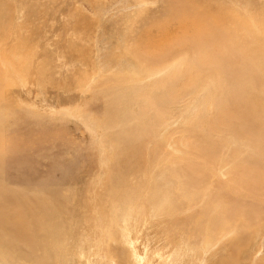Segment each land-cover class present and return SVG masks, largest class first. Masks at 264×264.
Segmentation results:
<instances>
[{"label":"rangeland","instance_id":"rangeland-1","mask_svg":"<svg viewBox=\"0 0 264 264\" xmlns=\"http://www.w3.org/2000/svg\"><path fill=\"white\" fill-rule=\"evenodd\" d=\"M188 2L209 17H224L221 29L211 27L203 39L183 32L178 26L186 13L182 0H0V211L3 214L11 200L6 205L14 218L11 202L16 193L40 194L39 186L52 174L51 181L61 185L59 194L78 195L86 203L81 209L92 212L88 225L93 229L85 230L91 236L68 241L69 264H264V185L247 188L232 175L239 165H264V113L260 111L259 118V111L245 110L249 106L238 86L229 84L222 100L204 103L189 119L182 109L194 90L160 99L156 109L166 118L136 137L142 145L132 154V136L124 143H107L126 132L122 127L133 131L138 123L133 114L144 110L133 102L130 116L115 120L109 107L112 95L119 88L134 95V89L142 92L154 80L143 71L152 55L147 46L160 43L167 31L176 37L169 36V44L162 41L160 48L170 50L162 63L180 58L189 63L217 48L224 54L218 59L229 81L241 67L252 79L251 93L264 98V62L241 64L232 46L234 37L226 31L236 29L234 19L264 46V0ZM152 111L149 108V114ZM233 134L237 141L226 142ZM200 141L210 142V148L219 149L220 144L205 168L193 153V142ZM149 157L153 163H147ZM170 168H177L193 186L186 183V188L196 189L199 196L184 195L185 185L170 188ZM206 185L211 189L208 196L206 190L199 192ZM222 201L228 203L226 215L215 207ZM2 214L0 225L17 229V223ZM4 228L2 238L18 241L17 233L12 236ZM24 247L32 249L28 243ZM0 264L11 263L0 257Z\"/></svg>","mask_w":264,"mask_h":264},{"label":"bare ground","instance_id":"bare-ground-1","mask_svg":"<svg viewBox=\"0 0 264 264\" xmlns=\"http://www.w3.org/2000/svg\"><path fill=\"white\" fill-rule=\"evenodd\" d=\"M182 1H183V3H185L186 13L184 15H182V17L180 19V23L178 26H180L183 29V32L186 33L187 31H190L191 33L193 32V34H191L192 38H193V36H194V38H197V37L202 38L204 35H207L209 33V31L212 29L211 27H215V28L218 27V29L219 28L221 29V25L223 24V18L224 17H220V16L216 17L217 15L214 17L213 16L209 17L205 14H202L196 5L190 4L189 2L187 3V0H182ZM232 22H233V24H235L236 29H235V27H233V28L227 29L226 31L234 37V40H236L237 38H238L237 41L240 40L241 44L238 45L232 39L233 40L232 46H234V50L239 53L237 55V57H238V60L240 59L241 64H243V65L247 64L250 66L252 62L256 61V59L264 62V57L262 55V51H264V46L262 45L263 43L261 45L258 44L257 41L259 39L256 40L254 38L253 33H251V34L249 33V30L247 29V27H244L243 25H241V23H239L238 21H235L234 19ZM166 28H163V29L166 30ZM237 28H238V30L240 29V32L242 31L241 35H239L237 33V31H238ZM223 29L224 28H222V30ZM170 31H172V30H170ZM181 34H182V32H181ZM169 36H170L169 31L163 33L161 35L160 43L158 41H156V39H155L156 42H153L152 44L150 43L147 46V47H149V49L146 48L147 50L152 49L149 52L152 55H151L150 60H146V62H148V65H146V69L145 70L143 69V71L145 72V75H147L148 77L155 76L154 80L151 81V83L148 84V86L143 87L142 92L134 89V91L136 92L134 95H132V94H130L131 96L128 95L127 92H125V88H121V89L117 88L119 90L118 94L112 95V98H115V99L109 104V107L112 109V112L110 113V115H112V117L115 120L123 121L124 118L129 117L130 116L129 115V112H130L129 107H130V104L133 102H134V104H137L138 102H140L142 104V106L144 107V110H142V112H138V113L133 114L134 119L136 117V120L138 121V123L136 125H134L133 131H132V129L131 130H127V129L125 130V128L122 127L121 131L122 132L126 131V132L123 133V135L112 136L111 141L109 139H107L108 145L109 144L114 145L116 143H120V141H122L124 143V140L131 139V137L126 138V136H132V138L134 137L136 141H133L134 144H132L129 147L128 153L129 154L134 153L136 148H137L136 146L142 145L140 142L137 141L136 137L148 134L150 132L149 131L150 128L152 129L159 120L161 121V119L163 120V118H166L165 117L166 115H162V113L160 112L161 110L158 109L159 108V100L165 99L166 97H167L166 98L167 100L170 98L179 97L182 93H184L187 90H194L196 92L195 96H192L186 102L187 106L182 109V114L185 115L188 119L190 117H192L193 115L197 114L199 109L206 105L204 103H210L211 104V103H213V102H211V100L216 101V98H218V97H219V100H222L223 99L222 93L225 92V90L230 86L229 84L233 85V83L235 84V86L239 87V89H238L239 91H237V92L241 96V100L243 101V103L246 102V105L250 107V108L248 107L247 109L245 107V110L249 111L252 114H255L256 111L257 112L259 111V113H256L258 115V117H259V114L261 116L262 115L261 113H264V98L256 97L253 95V93H251V91H253V88L251 85L252 79H251L250 75H247V73H243V71H242V69H240L241 68L240 67L239 69L236 70L235 74H230L231 78L229 81L228 75L224 74V72L221 70V66H220L221 63H220V60L218 59L219 57L223 56L224 54L223 53L220 54L219 50H217V48L215 50L214 49H212V50L207 49L205 52H203V54H201L202 56L199 57L197 55L199 58H197L196 60H192L189 63H185L186 60H184V58L177 59L174 62L171 61L172 63L171 62L170 63L169 62L162 63L165 56H167V55H165L166 52H168V54H169L170 50L160 48V46H162L164 44V43L162 44V41L165 42V44L166 43L169 44L167 42L170 39ZM173 36H175V34L172 35V37L170 36L171 39L174 38ZM232 36H231V38H232ZM178 39L180 40V38H178ZM152 40H153V37H152ZM181 40H182V38H181ZM186 40H187V38H186ZM170 41L171 40H169V42ZM148 43H149V41H148ZM157 43H159V44H157ZM139 47H140V45H139ZM150 47H151V49H150ZM223 47L225 50L226 46H223ZM218 48H220V47H218ZM134 49H136V47ZM139 51H141V50H139ZM225 52H227V54H232L231 50L230 51L226 50ZM125 53H128V51ZM146 54H144V55H146ZM174 55H175V53H174ZM162 56H164V57H162ZM169 57H170V55H169ZM229 57H231V56H229ZM131 58H132V55H131ZM141 61L142 60H140L139 62H141ZM231 62H233V60ZM234 66H236V65H234ZM161 72H163V73H162V75L159 76V74ZM3 76H4V74L0 71V85H1L2 80H3ZM121 80L125 81L124 79H120V81ZM243 82H244V84H243ZM247 87H248V89H246ZM130 88H132V87H130ZM138 88H140V90L142 89L141 87H138ZM147 88H148V90L145 92L144 90H146ZM132 91H133V89H132ZM111 93H117V91H111ZM155 94H157V95H155ZM246 95H248V97H246ZM156 105L158 107L157 109H156ZM107 106H108V104H107ZM149 108L151 110H153L150 114H149ZM230 108L231 107H229V109ZM226 111L228 112V110H226ZM260 111H263V112L260 113ZM230 112L231 111H229V113ZM1 114H2V112L0 109V115ZM243 114L245 115V112ZM249 115H251V114H249ZM252 116H254V115H252ZM255 117H256L255 118V120H256L257 116H255ZM262 119H264V118L261 117V120L260 119L259 120L263 121ZM107 120H108V122L112 121V119L110 117H107ZM259 120L257 119L256 121H259ZM102 121H104V120H102ZM260 123H259L260 125H264L263 122H260ZM114 124H116V123H114ZM114 126H116V125H114ZM146 127H148V128H146ZM232 128H236V127H232ZM237 136H239V134H237ZM236 141H237V138L233 134V135L229 136V138L226 142L234 143ZM239 144H240V142H239ZM247 144L248 143H246V145ZM211 145H210V142H208V141L193 142V146H192L194 149L193 153H194V155H198L202 158V161L200 163L204 166V168L210 162V161H208V160H210L209 158H211L213 156L214 151H216V149H217V148H214V146H212L210 148ZM248 145H250V144H248ZM218 146L220 149V144ZM251 146H248V149ZM219 149H217V151ZM231 152H233L235 154V155H233V157H235L237 155L234 151H231ZM207 158H208V160H206ZM221 158L222 157H220V159ZM214 159L211 158V160H214ZM197 160H201V159L199 158ZM153 162H154V160L152 157H149L147 159V163H153ZM138 163H143V162H142V160H140ZM222 166H223V164H222ZM122 167H126V164L125 165L123 164ZM199 167H200V165H199ZM167 168H169V167H166L165 169H167ZM131 169L134 170L132 172L136 171L135 168H131ZM137 169H139V168L137 167ZM165 169H164V171H165ZM235 170H236L235 173L234 172L232 173V175L234 174L233 175L234 176L233 181L236 180L237 182L240 183V185H243L245 187L247 186V188H250V186H253L256 183H260V184L264 185V165H261V167H256V168L251 166V165L250 166L239 165L235 168ZM51 175H50V177L52 179L53 175L52 176ZM35 177H37V176H35ZM47 177H49V176H46L44 178L39 176V178H42L43 180ZM42 179H40V180H42ZM47 179H45L44 181H46ZM49 179L47 180L48 183H45L44 185L39 186L38 190L41 189L40 194H38V192L33 191L34 196L29 195V193L28 192L26 193L25 190H23L24 191L23 193H25V194H18L19 192L16 193V196H14V199L11 202L12 204L13 203L15 204L14 208L16 207L15 211L13 212L16 215V216H14V218L12 217L11 211H9L10 209L7 210V208H11V207H8V205H6L11 200H8V201L6 200L7 203L4 206L5 207L7 206V207L4 208L5 209L4 213L2 214L3 210L0 211V213L2 214L1 216H4V218H6L7 220L9 218H11V219H9L8 222H11L14 220L17 223V229L11 228V226H8L4 222H3V225H0V226H2V228L0 227V232L3 231L6 233L7 229H5L4 227H6V228L8 227L9 233L11 232V234H12V232H13L14 236L16 235V233L18 234V236H17L18 241H16L15 238L13 240L11 237H9V240L4 239L0 235V257H1V259L3 258L6 261V263L9 262L11 264H51V263L69 264V254H68L69 243H68V241L71 240L74 243L81 236L83 237L84 240L86 237L91 236L90 232L93 229V225H88V223L91 219L92 212H88L86 210L81 209L82 208L81 205H83V203L86 204L84 199L81 198V200H79V198H76V197H78V195H76V194H71L70 197L63 196L62 194H59L58 188L61 187V185L59 184L60 185L59 186V185L53 183L54 181L52 182L51 179H50L51 183H49ZM166 179H168V181L170 183L172 181V183L174 185V186L171 185L170 188H172V189H174V188L178 189L181 187L184 188L183 185H185L187 183L186 179L183 178L182 173H180L177 170V168H176V170L175 169L171 170V168H170V171H168L166 174ZM32 182L35 183L34 181H32ZM36 182H38V181H36ZM26 184H29V183H26ZM35 184H37V183H35ZM35 184H34V187H35ZM177 185H178V187H177ZM187 186L193 187V186L189 185V182L187 183ZM209 186L210 185L204 186L205 189H200L199 192H202V194L208 192V193H206L208 196L209 192L211 191ZM21 187H23V185H21ZM195 190L194 189H192V191L188 190L186 188V185H185V189H183L182 192L184 193V195H188V193H190L189 196L194 197V196L198 195V192H196ZM204 190H206V192H203ZM35 193H37L38 195H36ZM171 194H173V192H171ZM202 194H200V195L202 196ZM206 194H204L203 196H206ZM193 200H194V198H193ZM89 206H90V204H89ZM215 207H216V209L219 208L218 211L219 212L221 211V214H222V212L224 215H226V213L228 214V203H225L222 201L221 203H218V206H215ZM80 209L82 211H79ZM11 210H12V208H11ZM204 212L206 213V211H203L202 213H204ZM80 213H81V215H80ZM196 215H198V214H196ZM200 216H202V214ZM18 221H19V223H18ZM200 222H201V220H200ZM97 224H101L100 220L97 222ZM86 229L91 230V231L85 233ZM241 230H243V229H241ZM12 236H13V234H12ZM26 243H28V245L30 247H32V249L24 247V244L26 245ZM27 249L29 251H27Z\"/></svg>","mask_w":264,"mask_h":264}]
</instances>
